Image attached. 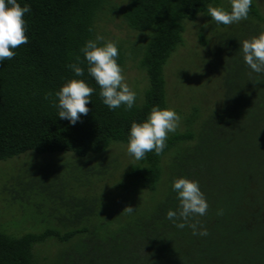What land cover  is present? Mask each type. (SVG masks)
Here are the masks:
<instances>
[{
  "label": "trees",
  "instance_id": "trees-1",
  "mask_svg": "<svg viewBox=\"0 0 264 264\" xmlns=\"http://www.w3.org/2000/svg\"><path fill=\"white\" fill-rule=\"evenodd\" d=\"M17 2L30 7L24 15L28 42L0 62V162L27 151L88 157L105 153L114 143L127 144L132 121L144 120L153 106L168 108L164 71L183 43L184 22L195 21L219 0H128L121 11L126 25L149 34L140 60L148 87L143 101H135L128 111L123 106L109 110L101 103L79 51L85 40L94 38L96 17L107 0ZM247 19H260L253 1ZM117 47V63L123 68L124 49ZM237 51L225 78L221 112L204 122L198 137L190 129L168 134L159 155L148 152L130 166L132 189L155 193L163 159L176 152L170 185L154 207L115 229L103 231L100 225L89 230L84 223L95 208L83 200L71 217L59 219L69 227L64 234L47 229L16 238L0 230V264H36L37 245L52 238L66 243L80 235L84 237L55 264H264V74L252 72L239 47ZM77 57L85 69L78 78L94 91L88 114L70 125L56 116L55 98L44 96L73 78L66 65L77 63ZM196 139L191 151L181 149ZM180 176L197 181L208 204L203 216H192L182 229L165 215L177 208L171 181ZM188 224H195L197 231L203 227L207 235H192Z\"/></svg>",
  "mask_w": 264,
  "mask_h": 264
},
{
  "label": "rangeland",
  "instance_id": "rangeland-1",
  "mask_svg": "<svg viewBox=\"0 0 264 264\" xmlns=\"http://www.w3.org/2000/svg\"><path fill=\"white\" fill-rule=\"evenodd\" d=\"M252 1L258 8L259 20L242 19L221 26L201 14L195 21L184 22L183 43L164 71L168 108L180 116L176 131L190 129L198 137L204 122L221 112L225 78L232 72V62L239 55V41L264 31V0ZM126 5L127 0H107L96 17L95 31L122 45L124 82L136 92V102L141 103L148 77L140 60L149 34L136 32L126 25L121 16ZM211 5L226 9L229 0ZM196 142L197 139L186 143L181 149L191 151ZM175 155L174 151L163 159V177L155 193L132 189L127 172L138 160L126 154V144L122 143H114L105 153L88 157L27 151L2 161L0 230L16 238L41 234L47 229L64 234L69 227L59 219L71 217L83 200L95 208L84 226L89 230L100 225L103 231L115 229L141 216L163 198L170 185L169 171ZM125 207L134 211L128 214L123 211ZM82 237L76 236L66 243L52 238L37 245L36 264H55Z\"/></svg>",
  "mask_w": 264,
  "mask_h": 264
},
{
  "label": "clouds",
  "instance_id": "clouds-1",
  "mask_svg": "<svg viewBox=\"0 0 264 264\" xmlns=\"http://www.w3.org/2000/svg\"><path fill=\"white\" fill-rule=\"evenodd\" d=\"M128 2V0H127ZM252 0H229V9L209 4L204 13L217 24L229 25L247 19ZM30 12L27 3L21 6L17 0H0V62L10 60L15 49L28 42L24 15ZM206 26V25H205ZM93 32V27L88 28ZM239 49L245 65L254 73L264 74V31L239 41ZM86 64L87 75L99 88L98 96L109 110L123 106L124 111L131 110L136 101V92L124 82L123 69L117 63L118 47L115 40L105 39L99 33L87 39L79 49ZM77 63L66 65L71 69L73 78L67 79L58 90L45 93L44 98L54 97L53 106L56 116L75 125L83 115L89 112L86 105L91 101L94 89L85 80L79 79L85 69ZM180 116L172 108L151 107L144 120L132 121L127 133L126 154L134 160H142L148 152L159 155L165 148L169 133L176 131ZM171 190L175 193L178 205L176 210L169 209L166 219L177 228H184L186 222L194 215L203 216L208 208L207 201L195 180L184 176L171 181ZM131 214L134 209H123ZM218 214H220L218 212ZM192 235L206 236L203 227L197 231L195 224H188Z\"/></svg>",
  "mask_w": 264,
  "mask_h": 264
}]
</instances>
